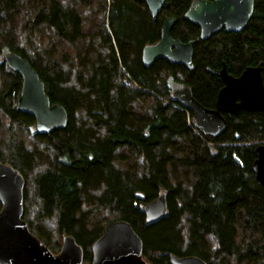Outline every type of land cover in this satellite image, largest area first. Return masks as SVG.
Segmentation results:
<instances>
[{
	"label": "trees",
	"instance_id": "trees-1",
	"mask_svg": "<svg viewBox=\"0 0 264 264\" xmlns=\"http://www.w3.org/2000/svg\"><path fill=\"white\" fill-rule=\"evenodd\" d=\"M190 4L167 0L154 19L141 0H0V160L23 175L24 220L54 254L71 236L92 264L93 245L126 221L152 264H170L171 254L264 264V186L253 171L264 112L225 115L226 130L212 137L173 100L189 86L214 109L223 83L209 69L224 63L234 77L261 65L264 80V0L242 32L207 41L185 19ZM168 18L175 39L197 41L194 70L164 59L144 66ZM7 53L26 59L52 105L66 109L65 129L39 134L17 109L23 78ZM161 194L167 217L148 226L144 207Z\"/></svg>",
	"mask_w": 264,
	"mask_h": 264
},
{
	"label": "water",
	"instance_id": "water-1",
	"mask_svg": "<svg viewBox=\"0 0 264 264\" xmlns=\"http://www.w3.org/2000/svg\"><path fill=\"white\" fill-rule=\"evenodd\" d=\"M144 1L154 19H157L167 0ZM255 0H191L185 19L201 30L200 40L207 41L214 35L242 32L251 21ZM176 18L164 21L161 39L155 45L144 48L143 64L151 68L164 59L173 65L194 70V46L196 40L183 43L172 36ZM4 59L8 67L23 78L17 109L32 116L39 134L47 135L63 130L68 124V113L61 105H52L45 85L31 64L15 53H7ZM224 86L218 94L214 109L198 102L189 86L173 93V100L194 116L196 128L203 135L218 137L227 128L225 115H236L240 111L264 112L263 67H248L239 77L232 76L224 63L221 70L213 71ZM256 160L253 171L256 181L264 186V144L255 147ZM26 181L23 175L0 160V264H87L84 250L71 236H64L59 254H54L24 220ZM136 198L145 202L143 193ZM147 225H155L168 214L167 199L161 194L144 207ZM144 243L131 224L126 221L113 223L93 245L92 264H152L143 257ZM170 264H207L195 256H169Z\"/></svg>",
	"mask_w": 264,
	"mask_h": 264
},
{
	"label": "flooded vegetation",
	"instance_id": "flooded-vegetation-1",
	"mask_svg": "<svg viewBox=\"0 0 264 264\" xmlns=\"http://www.w3.org/2000/svg\"><path fill=\"white\" fill-rule=\"evenodd\" d=\"M213 1V0H212ZM226 32V31H225ZM239 77V76H238ZM220 79V78H219ZM223 86H224V84H223Z\"/></svg>",
	"mask_w": 264,
	"mask_h": 264
}]
</instances>
